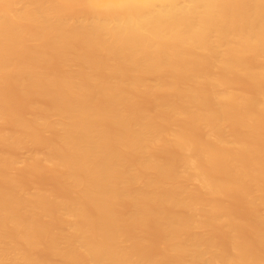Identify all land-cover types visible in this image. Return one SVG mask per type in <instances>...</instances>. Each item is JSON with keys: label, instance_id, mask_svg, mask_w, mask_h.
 I'll return each instance as SVG.
<instances>
[{"label": "bare ground", "instance_id": "6f19581e", "mask_svg": "<svg viewBox=\"0 0 264 264\" xmlns=\"http://www.w3.org/2000/svg\"><path fill=\"white\" fill-rule=\"evenodd\" d=\"M0 264H264V0H0Z\"/></svg>", "mask_w": 264, "mask_h": 264}, {"label": "rangeland", "instance_id": "374dc122", "mask_svg": "<svg viewBox=\"0 0 264 264\" xmlns=\"http://www.w3.org/2000/svg\"><path fill=\"white\" fill-rule=\"evenodd\" d=\"M28 151H29V149L28 148H24V149H22V150H20L19 152H17L16 153V159H17V161L19 160V162H21L22 161V159H23V161L25 160V158H26V156H27V153H28ZM23 178H25L24 180H25V184H23V187H24V190H26V191H30L31 190V187L27 184V179H26V177L24 176ZM43 179V180H42ZM43 182H42V181ZM22 182H23V180H22ZM46 182V179L43 177V178H41L40 180H39V183H40V185L39 186H41V187H43L44 186V184H46L45 183ZM41 184H43V186L41 185ZM237 205V204H236ZM240 208V206L239 205H237V206H235V208H234V210L235 211H238V210H240V209H238L237 210V208ZM240 211H238V212H236V213H239ZM153 236L151 235V238H152ZM155 237V236H154ZM153 237V238H154Z\"/></svg>", "mask_w": 264, "mask_h": 264}]
</instances>
